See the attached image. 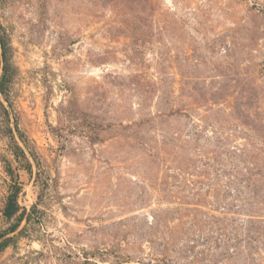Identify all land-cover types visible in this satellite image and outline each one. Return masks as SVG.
Instances as JSON below:
<instances>
[{
  "label": "rangeland",
  "instance_id": "obj_1",
  "mask_svg": "<svg viewBox=\"0 0 264 264\" xmlns=\"http://www.w3.org/2000/svg\"><path fill=\"white\" fill-rule=\"evenodd\" d=\"M0 235V264H264V0H0Z\"/></svg>",
  "mask_w": 264,
  "mask_h": 264
},
{
  "label": "trees",
  "instance_id": "obj_2",
  "mask_svg": "<svg viewBox=\"0 0 264 264\" xmlns=\"http://www.w3.org/2000/svg\"><path fill=\"white\" fill-rule=\"evenodd\" d=\"M3 86H5V81L4 79L2 80V88H4ZM19 189L17 188V190L15 192H13L9 198H8V203L4 212V215L7 219H12L20 210V207L18 205L17 202V197L19 194ZM24 213L21 214L18 223L14 224L11 227V231H16L19 227V222L23 219ZM2 235H0V239H1ZM7 243H3V246H5Z\"/></svg>",
  "mask_w": 264,
  "mask_h": 264
}]
</instances>
